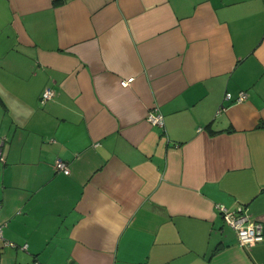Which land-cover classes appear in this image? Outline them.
<instances>
[{
	"label": "crops",
	"instance_id": "crops-1",
	"mask_svg": "<svg viewBox=\"0 0 264 264\" xmlns=\"http://www.w3.org/2000/svg\"><path fill=\"white\" fill-rule=\"evenodd\" d=\"M217 203L264 220V0H0V264H264Z\"/></svg>",
	"mask_w": 264,
	"mask_h": 264
},
{
	"label": "built area",
	"instance_id": "built-area-1",
	"mask_svg": "<svg viewBox=\"0 0 264 264\" xmlns=\"http://www.w3.org/2000/svg\"><path fill=\"white\" fill-rule=\"evenodd\" d=\"M121 83L126 84L127 81L124 79L121 80ZM53 94V89L50 87L45 88L39 99L41 104L49 100ZM229 97L230 93H225V98ZM246 97V91H240L237 95L236 101L244 100ZM223 107L224 106L221 105V108ZM146 119L152 124L163 123L162 114L156 107L147 111ZM55 167L57 170L63 171L64 173L69 172L67 163L61 159H57ZM215 206L222 214L225 222L235 231L240 245L250 247L251 245L264 241V220L252 217L249 213L244 211L242 206H238L234 209L227 207L223 203H217ZM3 227L4 223H0V238H3ZM8 243L11 244L10 242ZM23 247H25V245H23Z\"/></svg>",
	"mask_w": 264,
	"mask_h": 264
}]
</instances>
